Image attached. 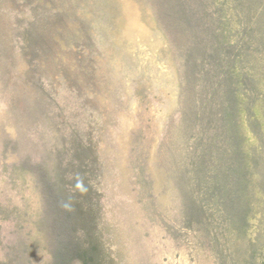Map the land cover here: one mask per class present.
Wrapping results in <instances>:
<instances>
[{
  "label": "rangeland",
  "instance_id": "1",
  "mask_svg": "<svg viewBox=\"0 0 264 264\" xmlns=\"http://www.w3.org/2000/svg\"><path fill=\"white\" fill-rule=\"evenodd\" d=\"M48 2L62 15L53 39L63 69L45 62L34 75L21 56L33 11L0 2V264L29 259L24 246L37 240L39 192L19 165L59 160L70 174L78 144L111 264H264V0L207 5L196 52L209 63L185 102V51L151 0ZM197 165L213 169L202 177Z\"/></svg>",
  "mask_w": 264,
  "mask_h": 264
},
{
  "label": "trees",
  "instance_id": "2",
  "mask_svg": "<svg viewBox=\"0 0 264 264\" xmlns=\"http://www.w3.org/2000/svg\"><path fill=\"white\" fill-rule=\"evenodd\" d=\"M151 1L155 6L159 22L163 25L165 32L171 36V41L175 47H181L185 51L182 57V70L185 72L183 82V100L185 102L186 95L194 90L197 85L199 63H209L206 59V53L203 56H198L196 51L198 47L197 40H199L197 32L201 27L199 21L204 15H207V5L210 4L211 0H203L205 3L200 2L203 8L202 13H199V9H196L199 8L200 4L196 0ZM0 2L12 7L18 6V3L21 2L22 7L26 6L33 11L32 19L26 22L27 25L25 24L21 31V56L26 63L27 73L32 75L45 62L51 63L57 69H63L54 59L56 44L53 39L55 24L62 22V15L49 13L52 10L48 5V0L41 2L43 6L40 9L39 0H0ZM62 6L64 7L65 4H62ZM197 14L199 15L197 16ZM202 14L204 15L202 16ZM217 23L216 18H211L213 28L218 25ZM182 35L187 41L181 38ZM212 41L215 43L218 40L213 38ZM216 47L223 52L220 41L217 42ZM214 49L217 51L215 47ZM223 63L225 64V62ZM81 68L83 69V67ZM39 70L40 68L37 71ZM87 74L89 77L92 75L90 72ZM80 78L78 77V80ZM219 85L220 83L212 88L211 97L215 95L214 91L220 87ZM206 106L207 103L205 109ZM200 107L198 105L197 113L193 115L190 121L197 120V114L201 115L202 109ZM220 117L223 119L222 113ZM72 147L74 158L70 162V168L73 169L70 174L65 173L63 170L64 165L59 160L55 162L52 170L44 167L42 171L30 159L19 165L22 184H27V180L31 179L32 191L34 193L39 192L38 198L40 201L39 207L32 216L36 232L34 235H37L33 238L37 240H31V243L26 244L24 247L30 249V253L28 252L27 255L32 256L33 252L36 251L35 253L42 258L36 264H111V260H107L108 255L106 256L98 235V210L96 208L98 201L92 199L93 187L90 182L85 180L84 165L86 164H83V161H78L76 157L83 154L84 149H81L79 144ZM220 157L221 155L218 159L214 158V172L222 171ZM190 164H196L195 160L193 159ZM213 167L209 170L211 171ZM141 169L140 176L144 180ZM200 169L202 170L203 167L198 168V170ZM209 170L206 169L204 172L203 169L201 176L204 177V173L209 174ZM26 175L29 176L28 179ZM219 183L223 188L229 186L226 180ZM23 216L24 214L20 212L17 215L15 214L19 221ZM43 255H45V258H43ZM31 256L26 259L23 253H11L7 257L6 264H30Z\"/></svg>",
  "mask_w": 264,
  "mask_h": 264
}]
</instances>
